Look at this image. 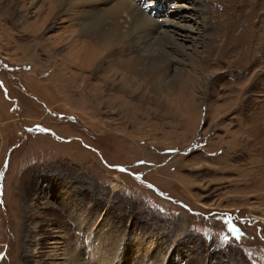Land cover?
<instances>
[{
    "label": "rangeland",
    "instance_id": "1",
    "mask_svg": "<svg viewBox=\"0 0 264 264\" xmlns=\"http://www.w3.org/2000/svg\"><path fill=\"white\" fill-rule=\"evenodd\" d=\"M43 1L0 0V264H264V0H142L157 35L194 31L163 68L185 83L131 98L108 88L131 47L81 72Z\"/></svg>",
    "mask_w": 264,
    "mask_h": 264
},
{
    "label": "bare ground",
    "instance_id": "2",
    "mask_svg": "<svg viewBox=\"0 0 264 264\" xmlns=\"http://www.w3.org/2000/svg\"><path fill=\"white\" fill-rule=\"evenodd\" d=\"M45 1H43V4H41V6L37 9L34 15H29V21L35 18V20H33L32 22L36 24L40 20L42 14L47 12V18H50V22L48 25H46L44 29L49 30L50 23H54L53 27H55L56 23H58V20L61 17L63 18V16H68L70 18L69 20H66L68 19V17H66V19L64 18V20L61 21V23H68V26H64V28H67V30L64 37L61 39L59 46L62 47L63 45H65V39H67L68 36L72 37L74 32H78V34H80L81 37L75 40L72 37L73 42L68 48L64 47L63 52L67 49L70 51L72 48H86L84 50L86 53H88V55L86 56V63H90L91 66L95 64V67L91 69L89 68L90 65L87 67L84 64L81 66L77 65L76 68L81 72L86 71L92 73L90 74V76L97 74L102 68H104L103 65L105 64V54L108 53L109 50H115L121 48V46L124 47V45L127 44L131 47V52L129 54L127 53L125 57L122 56V58H119L117 55H115L114 58H112V64L109 70L111 72H120L124 76L121 77L119 82L110 81L108 83V86L112 85L111 88L108 87L110 90H116L118 93L130 95L131 98L135 95V89L130 90L128 87L131 86L130 82L133 81L137 83L136 86L146 85L147 90L149 92L146 96H149V94L152 93L157 94L158 90L164 88H173L174 86L176 87L178 83L179 85L185 83L183 77L179 74H176L173 77L167 76L165 74L166 71H164L163 68L171 64L174 60H180L179 63H183L184 58H188L189 54H187L185 51H183V49H181H185L186 46H180L178 42H180L181 40L184 42V40L193 39L192 32L194 31V29L191 25H180L179 21L173 23L172 30L169 31L167 29L162 35L158 33V35H161L158 36L157 33L153 31L152 27L159 21L153 18L150 13L146 12V9H142L143 7L141 8L139 6L140 3L137 4L138 0ZM179 1L181 0H178V2ZM19 2H23L24 5L26 4V0H2V3H4L2 7H5L6 11L8 12L10 10L13 11V6ZM44 2L47 3V5ZM162 2L163 3L161 4L166 7L165 1ZM178 5L176 6V9L170 10L171 15H175L176 18L169 20H176L178 16L182 18V21L184 23H187L189 20L187 19V16L183 13L184 6L182 4H180V6ZM3 12L5 15H7L5 11ZM73 12L78 18L77 24H74L73 19H71L70 17ZM75 25H78V27L74 29L73 27ZM30 31L31 30H29V32ZM182 31L186 33H183ZM29 34L34 35L36 38L39 37L38 35H36V33ZM201 49V53L209 52L210 54V50H207V48H205V39L202 41ZM74 53L75 52H73V54ZM195 53H197L199 59L190 57V62H194L197 66H199L200 71L202 72L203 69H205V66L203 65H205L204 63L206 61V58L205 56H200V52H198L197 50L195 51ZM67 54L68 52L66 53V55ZM76 55L79 56V53ZM96 66H101L102 68L98 69ZM105 69H108V67H106ZM86 84L87 83H84V85H82V89H85L87 87ZM110 90L108 91L110 92ZM127 90H130L131 92ZM116 95L117 97L120 96L119 94ZM151 96L152 95H150L149 97ZM120 97L123 98L122 96ZM142 98L144 99V97ZM146 101L148 102L149 100L146 99Z\"/></svg>",
    "mask_w": 264,
    "mask_h": 264
},
{
    "label": "snow or ice",
    "instance_id": "3",
    "mask_svg": "<svg viewBox=\"0 0 264 264\" xmlns=\"http://www.w3.org/2000/svg\"><path fill=\"white\" fill-rule=\"evenodd\" d=\"M228 229H229L230 232H234V231H236V228H235L234 225L231 223V220L228 221ZM223 239H224V240H227V236H225Z\"/></svg>",
    "mask_w": 264,
    "mask_h": 264
}]
</instances>
